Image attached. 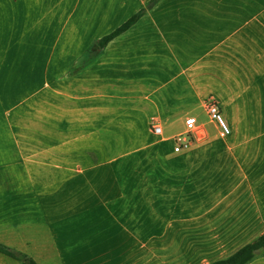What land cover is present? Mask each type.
<instances>
[{
  "label": "crops",
  "instance_id": "obj_1",
  "mask_svg": "<svg viewBox=\"0 0 264 264\" xmlns=\"http://www.w3.org/2000/svg\"><path fill=\"white\" fill-rule=\"evenodd\" d=\"M150 1L0 0V244L36 264H213L264 235V0H161L97 47Z\"/></svg>",
  "mask_w": 264,
  "mask_h": 264
},
{
  "label": "trees",
  "instance_id": "obj_2",
  "mask_svg": "<svg viewBox=\"0 0 264 264\" xmlns=\"http://www.w3.org/2000/svg\"><path fill=\"white\" fill-rule=\"evenodd\" d=\"M161 0H151L147 8L141 10L137 14H135L132 18H130L127 22H125L121 27H119L117 30H115L113 33L107 35L103 39L99 40L97 42V47L99 49H104L110 41H112L117 36L121 35L122 33L126 32L128 29H130L136 22L141 19V17L144 16L147 9L152 8L157 3H159ZM264 252V235L260 236L253 242L243 246L240 248L237 252H235L233 255L229 256L226 259L219 260L213 264H248L252 260L255 259L257 254L260 252ZM0 252L3 254H6L8 256H11L21 262L23 264H36L35 261H33L31 258L24 254L16 253L12 251L11 249L3 246L0 244Z\"/></svg>",
  "mask_w": 264,
  "mask_h": 264
},
{
  "label": "built area",
  "instance_id": "obj_3",
  "mask_svg": "<svg viewBox=\"0 0 264 264\" xmlns=\"http://www.w3.org/2000/svg\"><path fill=\"white\" fill-rule=\"evenodd\" d=\"M207 112L212 121L217 122L225 134L230 133V128L227 125L223 113L219 105L215 101L207 102ZM184 132L173 137L175 144L174 151L182 152L189 150L195 139V133L198 130V124L195 117H189L185 122ZM153 132L157 135L162 134V127L158 123H152Z\"/></svg>",
  "mask_w": 264,
  "mask_h": 264
}]
</instances>
